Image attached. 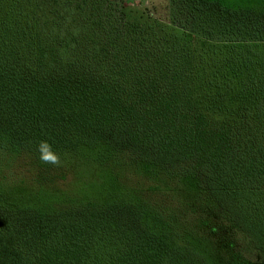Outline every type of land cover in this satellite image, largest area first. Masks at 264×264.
I'll list each match as a JSON object with an SVG mask.
<instances>
[{
	"label": "trees",
	"instance_id": "1",
	"mask_svg": "<svg viewBox=\"0 0 264 264\" xmlns=\"http://www.w3.org/2000/svg\"><path fill=\"white\" fill-rule=\"evenodd\" d=\"M170 7L0 0V264H264V0Z\"/></svg>",
	"mask_w": 264,
	"mask_h": 264
},
{
	"label": "rangeland",
	"instance_id": "2",
	"mask_svg": "<svg viewBox=\"0 0 264 264\" xmlns=\"http://www.w3.org/2000/svg\"><path fill=\"white\" fill-rule=\"evenodd\" d=\"M134 16L152 15L161 21H168L171 17L170 0H121Z\"/></svg>",
	"mask_w": 264,
	"mask_h": 264
},
{
	"label": "clouds",
	"instance_id": "3",
	"mask_svg": "<svg viewBox=\"0 0 264 264\" xmlns=\"http://www.w3.org/2000/svg\"><path fill=\"white\" fill-rule=\"evenodd\" d=\"M39 159L47 164L57 165L60 163L57 152L53 149L52 145L44 140L38 145Z\"/></svg>",
	"mask_w": 264,
	"mask_h": 264
}]
</instances>
